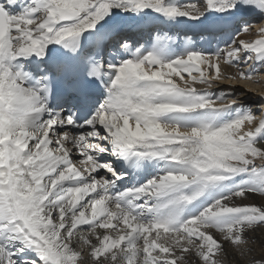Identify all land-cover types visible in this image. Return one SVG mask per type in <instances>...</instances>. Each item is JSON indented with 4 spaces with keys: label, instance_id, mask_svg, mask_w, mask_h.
Returning <instances> with one entry per match:
<instances>
[{
    "label": "snow or ice",
    "instance_id": "obj_1",
    "mask_svg": "<svg viewBox=\"0 0 264 264\" xmlns=\"http://www.w3.org/2000/svg\"><path fill=\"white\" fill-rule=\"evenodd\" d=\"M262 79L264 0H0V264H264Z\"/></svg>",
    "mask_w": 264,
    "mask_h": 264
},
{
    "label": "bare ground",
    "instance_id": "obj_2",
    "mask_svg": "<svg viewBox=\"0 0 264 264\" xmlns=\"http://www.w3.org/2000/svg\"><path fill=\"white\" fill-rule=\"evenodd\" d=\"M259 26L260 25L258 23L256 25H254V27H256L257 30H258ZM246 37H243V38H246ZM247 38H249V37H247ZM251 38L254 39L256 37H255V35H253ZM230 71H235V70L232 69ZM223 83H226V82H223ZM237 84L242 85L243 87H246L243 84H240V82H238V81H237ZM248 85L251 87V89L250 88H248V89L252 90V92L256 93V95L264 92V79H262L260 83H256V84L252 83V84H248ZM238 87H240V86H238ZM234 88H237V87H234ZM248 94L249 93H245V95H248ZM252 99H253V96H252ZM254 107H255V105H254ZM263 241H264V234H261V233L255 234V242H257L258 245L259 244L261 245V243ZM252 256L255 257V258H259L260 257V255L257 254V250H255L253 253H251V255L248 257V260H250V258ZM227 262L230 263V264H247V262L243 258H241L239 256H230L226 260V263Z\"/></svg>",
    "mask_w": 264,
    "mask_h": 264
},
{
    "label": "rangeland",
    "instance_id": "obj_3",
    "mask_svg": "<svg viewBox=\"0 0 264 264\" xmlns=\"http://www.w3.org/2000/svg\"><path fill=\"white\" fill-rule=\"evenodd\" d=\"M181 2H183V3H188V2H192V3H198L199 2V0H187V1H182L181 0ZM255 29H256V27H255ZM257 30V29H256ZM254 35V34H253ZM246 37V36H245ZM248 37V36H247ZM246 37V38H247ZM243 38V37H242ZM226 83H223L222 85H221V87H225L226 85H232V86H234V87H237V88H241V87H243L242 85H239V84H237V81H225ZM238 82H240V84H243L244 86H246V87H243V88H250L251 89V87L248 85V84H256V83H254V82H246V81H238ZM238 86H240V87H238ZM249 89V90H250ZM250 93H254V92H252V90H250ZM256 94V93H255ZM259 95V94H258ZM258 95H253V101H255L256 99H257V97H258ZM254 106V105H253ZM264 242V241H263ZM254 248H255V250H257V254H259L260 256L261 255H264V249H262V247H261V245L259 244H257V242H254ZM253 257V256H252ZM252 257L250 258V260L252 259ZM226 264H230V263H226Z\"/></svg>",
    "mask_w": 264,
    "mask_h": 264
}]
</instances>
